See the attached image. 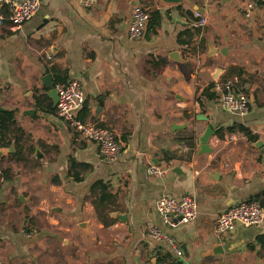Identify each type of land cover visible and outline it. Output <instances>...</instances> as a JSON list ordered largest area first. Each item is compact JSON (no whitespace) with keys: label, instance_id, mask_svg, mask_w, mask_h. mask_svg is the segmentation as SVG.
Listing matches in <instances>:
<instances>
[{"label":"crops","instance_id":"0c3cea01","mask_svg":"<svg viewBox=\"0 0 264 264\" xmlns=\"http://www.w3.org/2000/svg\"><path fill=\"white\" fill-rule=\"evenodd\" d=\"M8 1L11 5L23 0ZM252 1L100 0L84 9L78 0H40L39 10L20 31L0 27V106L16 109V128L33 136L31 146L49 161L44 181L37 176L41 173L29 181L17 174L15 187L0 178V212L11 210V198L30 209L34 205L29 198L63 203L48 207L50 212L59 209L63 218L49 222V242L58 244L61 231L66 237L56 264H264V241L257 242L264 237V218L258 226L237 224L219 241L214 237L218 215L237 203L256 200L264 208V14L258 6L247 11ZM136 6L146 9L148 20L142 39L134 41L127 31ZM195 12L206 18L202 29L190 25ZM185 31L189 33L181 36ZM210 46L216 53L210 54ZM175 51L182 62L169 59ZM50 55L54 60L49 65ZM50 67L67 69L70 80L82 85L85 103L78 116L83 113L84 120L116 132L123 152L114 164L101 161L95 143L75 137L56 116L33 106L36 89L44 92L40 79H52ZM229 79L237 81L249 100L243 117L229 115L220 108L218 96L204 94ZM28 110L35 111L32 118L24 115ZM208 125L214 130L212 151L198 155V138ZM229 128H234L232 133ZM190 136L192 150L186 145ZM58 142L64 150L61 158ZM170 155L178 159L166 162ZM68 156L93 167L81 183L67 173ZM16 164L5 157L0 168H9L12 177ZM150 166L163 175L148 174ZM62 172L68 180L62 179ZM56 177L59 185L52 183ZM98 181L117 194L116 202L104 204L100 215L88 198ZM164 194L191 196L196 219L178 229L163 225L155 203ZM113 212L124 221L110 218ZM81 222L88 223L87 234L78 229ZM148 223L169 235L182 256L152 240ZM40 233L41 241L48 237L46 231ZM0 237L1 255L11 248L22 256L28 243L24 237L31 236L3 221Z\"/></svg>","mask_w":264,"mask_h":264},{"label":"built area","instance_id":"2783aa9c","mask_svg":"<svg viewBox=\"0 0 264 264\" xmlns=\"http://www.w3.org/2000/svg\"><path fill=\"white\" fill-rule=\"evenodd\" d=\"M100 0H78L84 9L96 6ZM208 0H204L207 2ZM9 5L8 0H0V6ZM40 0H23L11 4L5 11H0V27H5L11 31H20L24 24L31 19L40 8ZM260 7L264 14V0H253L247 5V11ZM248 17V12L246 13ZM148 13L142 6H136L132 12L128 26V37L130 40L142 39ZM190 25L196 29H202L206 25V18L198 13H194V20ZM54 56L46 57V62L50 65ZM236 80H225L215 83L214 90L218 94L220 108L232 116L243 117L249 111L248 98L240 93ZM58 103L56 105V118L67 127L75 137L89 140L95 143L99 150V156L103 163L112 165L118 161L123 152V144L115 131L99 127L91 122L78 117L79 111L85 103V96L82 85L71 80L56 87ZM232 136L229 141H232ZM164 171L157 167L150 166L148 174L163 175ZM155 211L163 225L169 229H178L193 222L197 217L196 201L188 195L176 197L171 194H164L155 203ZM264 218V208L259 201L240 202L232 206L224 213L218 215L214 237L221 240L226 234L234 229L237 224L244 227L258 226ZM147 235L155 241L165 244L176 256L181 257L183 252L178 244L156 224L148 223Z\"/></svg>","mask_w":264,"mask_h":264},{"label":"rangeland","instance_id":"374dc122","mask_svg":"<svg viewBox=\"0 0 264 264\" xmlns=\"http://www.w3.org/2000/svg\"><path fill=\"white\" fill-rule=\"evenodd\" d=\"M31 142L23 144L25 148H28L31 146V143L33 141V136H28ZM52 143L56 142L54 139L50 140ZM34 142V141H33ZM59 148H60V154L59 157L61 158L62 154L64 153V150L62 148V144L59 143ZM40 152V150H39ZM41 153V152H40ZM27 160H25L22 163L16 164L13 170V175L11 180L6 181L9 185L13 183L12 185L15 186L16 183V177L17 174H19L20 177H26V181H29V178L32 176L37 175L41 181H44L45 178V170H47V167L49 166V161H47V158H44L42 153L40 158H35V155L33 156V153L28 152L26 154ZM8 157V156H7ZM40 160V161H39ZM41 163V165L38 163ZM19 176L17 177L19 179ZM50 176V173L49 175ZM16 187V186H15ZM28 193V192H27ZM28 197L29 193L26 194ZM44 198L48 199L47 197L44 196ZM51 199L50 201H46L43 203H35V200L33 198H29V203L31 202L32 205H34L33 208H28L27 206H21L16 201H13V198L10 199V203L13 205V209L8 210L7 213H1L0 212V224L5 221L8 226H11L14 230H23L26 235H30V238H25L28 243L26 244L24 248V253H22V256H19V254H14L15 250L9 248L8 253H5V255L0 254V264H56V256L60 255L63 253L64 247L61 245V241L65 239V235H63V232L59 233L58 236V244H53L50 243L49 241L51 240L49 238V235L53 233L52 227L49 226L50 221H59L63 222V218L60 212H50L48 207H53V205H58L60 204L62 207L63 203L61 202H55V199ZM40 204V205H39ZM42 207V210H39L38 208ZM4 209V208H3ZM51 209V208H50ZM63 210V209H62ZM3 219V220H1ZM5 228V227H4ZM41 231H46L48 233V237L46 236L42 237L41 241V236L42 234L40 233ZM46 242L49 245V248H46ZM71 241L69 240L68 243ZM3 243L2 238L0 237V245ZM43 244V247H42ZM34 247V248H32ZM39 250L38 255L36 256V252ZM41 251V252H40ZM35 253V254H34ZM35 255L36 260H33V256ZM49 255V256H47ZM74 258L76 259L79 255V252H77V249L74 252ZM50 261V262H49ZM61 263V262H60ZM63 264V263H62Z\"/></svg>","mask_w":264,"mask_h":264},{"label":"trees","instance_id":"16d2710c","mask_svg":"<svg viewBox=\"0 0 264 264\" xmlns=\"http://www.w3.org/2000/svg\"><path fill=\"white\" fill-rule=\"evenodd\" d=\"M189 31H185L184 33L181 34V36L187 35ZM178 42L181 45H186L187 43L185 41H182L181 39L178 38ZM196 41H193L192 44H194ZM159 64V63H158ZM47 72L52 74V82L54 87H56L59 84H65L70 82L68 70L64 69H57L55 67H50L47 69ZM240 76L239 74H237ZM240 85V84H239ZM239 89V87L237 86ZM42 90L45 92L41 93L39 90L36 89L35 95H34V100H33V106L40 111L41 113L50 115V116H55L56 114V107L52 108V102L47 96V88L43 87ZM211 91L209 94L208 92L204 94H207L208 98H217L218 94L214 90V86L211 88L207 89V91ZM16 109H12L6 112L0 113V147H9L11 145H14L15 149V154L9 155L6 157L8 160H13L14 163H22L24 162L25 156L28 152H31L34 154V147L30 146L28 148H25L23 144L31 142L29 137L24 133L22 129L16 128V120H15V113ZM80 119L84 120V114H80L78 116ZM240 131L247 137H250V132L247 129H244L242 127L239 128ZM234 128H229L228 132L232 133ZM222 131L219 132V136L221 137ZM188 142L186 145L188 146L189 149H193V140L194 136H190L188 139ZM178 158L169 156L166 157V162H169L170 160H176ZM92 165L88 163H80L77 162L74 158L68 156V169L67 173L68 175L72 178L74 182L81 183L84 180L85 175L90 173L92 171ZM0 178L6 182L11 179V170L9 168H0ZM60 179L59 177H56L52 180V183L55 185L60 184ZM116 193H110L109 191V186L106 185V183L102 181H98L97 183L93 184L90 187L89 190V195L88 198H92V205L94 207V210L96 214L100 215L104 213L105 206L104 204H110L113 205L116 202ZM106 219V218H105ZM103 218V224L106 225L107 222ZM264 241V237H258L257 242L262 243Z\"/></svg>","mask_w":264,"mask_h":264},{"label":"water","instance_id":"95a60500","mask_svg":"<svg viewBox=\"0 0 264 264\" xmlns=\"http://www.w3.org/2000/svg\"><path fill=\"white\" fill-rule=\"evenodd\" d=\"M209 51H210V54L216 53V49H213L211 46L209 47ZM222 53H224V52H222ZM169 59L172 61H175V62H179V61L182 62V60L180 59V54L178 51L170 53ZM215 79H216V77H215ZM40 82H41L42 86L47 88V90H48L47 96L52 101V108H55L57 103H58V94H57L56 88L53 85V82H52L50 75H44L40 79ZM99 104H100V108H101L103 103L99 102ZM2 112H6V110L0 106V113H2ZM24 115L32 118L35 115V111L34 110L25 111ZM202 117L203 116H197V119L202 120ZM203 120H206V119H203ZM173 128H180V127L173 126ZM213 136H214V130L212 129V127L210 125H208L206 127L204 133L202 134V136H200L198 138V155L208 154L209 152L212 151V149H210V146H209V140ZM13 154H15L14 145H11L9 147H0V161H2L5 157H7L9 155H13ZM34 155H35V158H37V159L41 157V153L39 152L38 147L36 145L34 146L33 156ZM175 172H176V170H175ZM61 175H62V179H64V180L69 179L65 172H62ZM19 200H22V197H19ZM51 212H59V209L52 208ZM110 218H116L119 221H124V216L120 215L116 212L111 213ZM77 227H78V229L83 231L85 234H87V229H88V223L87 222H81L80 224H78Z\"/></svg>","mask_w":264,"mask_h":264}]
</instances>
